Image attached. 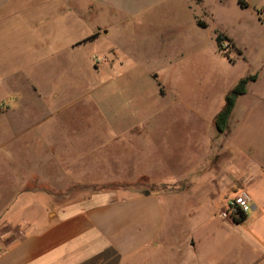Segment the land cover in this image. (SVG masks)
Masks as SVG:
<instances>
[{"label": "rangeland", "instance_id": "1", "mask_svg": "<svg viewBox=\"0 0 264 264\" xmlns=\"http://www.w3.org/2000/svg\"><path fill=\"white\" fill-rule=\"evenodd\" d=\"M255 1L260 21L253 7L240 9L238 0H205V15L192 8L193 15L206 22L205 30L192 21L172 28L137 30L134 35L140 38L135 49L124 44L125 28L115 19L87 15L72 4L68 8L36 6V11L2 24L0 113L5 115L0 117V206L7 205L5 197L9 192L21 188L47 189L58 206L98 190L124 188L125 183L82 182L71 183L70 190L62 192L67 189L66 183L29 182L42 161L60 160L66 155L71 159L76 145L83 146L79 152L84 154L104 145L103 150L86 159L91 164L98 161L105 165L108 174L117 178L139 170L166 184L187 174L193 167L188 160L200 159L198 148L211 142L219 149L226 142L225 134L218 135L209 125L223 94L241 79L258 75L257 84L239 99L238 112L228 126L232 135L226 144L237 155L235 163L228 165L227 160L215 162L209 157L213 160L204 163V172L196 182L197 190L218 191L222 174L227 171L233 189L218 193L226 200H233L240 192L249 195L253 186L247 184L246 176L264 169V0ZM60 9L61 21L55 18ZM96 24L109 26L107 40L117 46L120 64L112 80L104 59L99 58L104 50L102 40L98 49L84 43L73 48ZM215 34L233 39L244 60L231 52L227 42L217 48ZM177 36L178 52L167 53V42ZM146 37L147 43H143ZM92 56L96 57L90 64ZM168 59L173 62L168 64ZM159 90L165 97H160ZM139 110L151 116L134 119L143 122L144 138L129 144L127 136H123L115 142L124 125L119 123L118 114ZM109 121L112 124L108 126ZM63 147L72 150L66 152ZM136 188L160 187L141 181ZM61 193L69 195L58 196ZM220 212L216 205L213 224L225 221ZM251 216L252 208L245 219ZM15 232L7 227L0 230V237L6 234L4 240L14 238Z\"/></svg>", "mask_w": 264, "mask_h": 264}, {"label": "crops", "instance_id": "2", "mask_svg": "<svg viewBox=\"0 0 264 264\" xmlns=\"http://www.w3.org/2000/svg\"><path fill=\"white\" fill-rule=\"evenodd\" d=\"M255 2L238 0V7L243 9L240 3L245 5L246 10L253 7L260 21ZM51 4L66 8L72 4L81 7L87 15L101 14L107 16L106 19H115L118 25L125 28L123 42L131 49H135L139 43L137 38L140 37L134 35L137 30L164 26L172 28L175 24L184 25L191 21L197 28H207L203 18H196L192 13V8H195L205 15V0L199 3L197 0H0V26L22 17L24 13L36 11V6L44 8ZM21 6L24 8L19 10ZM55 15L61 21L62 10ZM98 24L73 48L84 43L98 49L102 40L104 50L99 58L104 59L103 64L112 80L120 64L117 46L107 40L109 26ZM200 25H204V28ZM217 36L226 38L231 52L244 60L241 48L233 39L215 34V40ZM147 40L148 37L143 43H147ZM178 48L179 36L172 37L167 42V53L178 52ZM95 57L89 59L90 64ZM172 62L167 60L168 64ZM156 76H152L155 81L158 80ZM258 81L259 76L256 75V81L247 86L246 95L235 100L229 124L238 112L239 99L246 97L248 88ZM237 83L221 97L219 110L209 122L213 128L214 118L223 109L228 93ZM159 94L161 98L165 97L160 90ZM1 113L0 117L5 115ZM150 117L144 116L140 110L118 114L119 123L124 125L121 133H118L121 137L114 141H121L123 136H127L129 144L142 140L146 129L143 122L135 121ZM110 124L109 121L108 126ZM230 128L227 127L224 133L226 142L232 135ZM226 142L219 149L213 147L211 142L206 147L198 148L200 159L197 161L192 157L188 160L192 169L166 184L150 179L139 170L127 177L117 178L108 174L107 167L98 161L88 163L86 158L103 150L104 145H96L91 154L79 152L83 146L76 145L72 147L76 149V154L71 159L67 155L56 161L45 159L38 168H34L37 173L29 182L66 183L67 189H62V192L70 190L71 183H125V186L98 190L61 206L53 204L54 195L47 189L21 188L9 192L5 197L8 198L7 205L0 206V230L10 227L16 232L11 239L4 240L6 234L0 237V264H264V169L260 168L256 175L252 171L246 176L247 184L253 186L249 192L253 207L252 216L241 222L213 224L216 205L222 211L228 201L218 192L227 193L233 189L232 178H228L227 171L222 174L220 190L210 193L197 190L196 182L207 162L215 159V162L227 160L228 165L235 163L237 155L231 152ZM63 150L70 152L72 149L63 147ZM213 152L214 155H210ZM209 157L213 159L209 160ZM252 173L254 178H251ZM141 181H148L151 186L161 189H137ZM68 195L61 193L58 196ZM183 200V206L175 205ZM191 200L193 203H190Z\"/></svg>", "mask_w": 264, "mask_h": 264}, {"label": "trees", "instance_id": "3", "mask_svg": "<svg viewBox=\"0 0 264 264\" xmlns=\"http://www.w3.org/2000/svg\"><path fill=\"white\" fill-rule=\"evenodd\" d=\"M201 0H197L199 3ZM241 7L244 9L245 5L243 3H240ZM202 28H204V25H200ZM91 40V39H88ZM216 44L218 48H220L221 44L223 42H227L228 40L224 37L217 36L216 37ZM230 45V43H228ZM256 81V75L254 76H248L247 78L241 79L236 86L233 88L232 93L238 97H243L246 95L247 92V86L250 83H253ZM236 101L231 99L230 96L226 98L225 104L223 109L217 114V116L213 120V126L217 133L219 134H224L227 130L229 120L231 118V115L233 113V110L235 108ZM245 217H242L239 221L236 222H241L244 221Z\"/></svg>", "mask_w": 264, "mask_h": 264}, {"label": "built area", "instance_id": "4", "mask_svg": "<svg viewBox=\"0 0 264 264\" xmlns=\"http://www.w3.org/2000/svg\"><path fill=\"white\" fill-rule=\"evenodd\" d=\"M252 200L246 192H240L233 200H228L225 208L220 212L222 220L236 222L250 212ZM2 250L0 249V255Z\"/></svg>", "mask_w": 264, "mask_h": 264}, {"label": "water", "instance_id": "5", "mask_svg": "<svg viewBox=\"0 0 264 264\" xmlns=\"http://www.w3.org/2000/svg\"><path fill=\"white\" fill-rule=\"evenodd\" d=\"M230 97H231V99H233V100H237V98H238V96H236V95H234V94H231Z\"/></svg>", "mask_w": 264, "mask_h": 264}]
</instances>
